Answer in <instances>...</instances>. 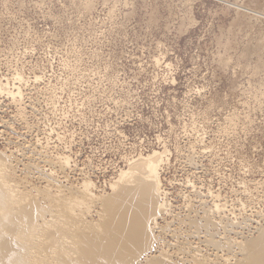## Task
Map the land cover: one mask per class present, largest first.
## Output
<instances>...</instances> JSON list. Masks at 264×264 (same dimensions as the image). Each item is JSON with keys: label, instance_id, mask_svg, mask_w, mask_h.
Listing matches in <instances>:
<instances>
[{"label": "rangeland", "instance_id": "1", "mask_svg": "<svg viewBox=\"0 0 264 264\" xmlns=\"http://www.w3.org/2000/svg\"><path fill=\"white\" fill-rule=\"evenodd\" d=\"M263 16L264 0H0V80L24 77L28 114L25 124L0 94V125L9 121L0 147L23 162L37 138L56 146L50 155L67 148L100 189L128 157L169 147L162 177L174 208L186 195L209 201L208 190L220 191L229 217L256 226L264 213Z\"/></svg>", "mask_w": 264, "mask_h": 264}, {"label": "bare ground", "instance_id": "2", "mask_svg": "<svg viewBox=\"0 0 264 264\" xmlns=\"http://www.w3.org/2000/svg\"><path fill=\"white\" fill-rule=\"evenodd\" d=\"M34 77L37 83L36 80L40 77ZM13 78L15 82L11 85L10 81L12 82ZM13 78L7 79L8 82L0 80V94L11 97V103L17 108L16 116L26 124L28 115L24 106L26 92H23L22 87L25 80L17 74ZM32 104L36 105L34 102ZM3 121L5 124L9 123ZM5 124L2 123L0 126ZM0 130L1 138L3 130ZM50 131L52 133L51 128ZM29 145L27 150L31 155L25 158L28 161L24 159L26 162L0 147V264H264L263 209L259 208L262 214H257L261 216L260 222L261 220L263 222L256 223V226L250 222L252 220L249 216L242 218L239 214L240 216L231 218L235 214L231 213L233 215L229 217L228 203L219 195L220 191L215 194L210 190L209 197H213L210 198L212 200L208 201L203 195L199 196L200 199L193 200L195 198L186 195L185 201L183 199L185 205L180 204L181 207L174 208L168 199V190L164 188L162 177L163 166L169 164L170 160L167 158L171 154L169 147L153 149L151 152L147 149L148 153L140 152L135 157L125 158L124 160H127L124 167L115 169L117 171L114 170L116 172L114 176L108 179L106 184L109 189H100L93 176H89L82 168L78 169V164L74 167L75 164L72 163L74 156L71 158V154L65 152L67 148L64 151L54 149L56 152L50 155V150L56 146H50L47 141L43 143L37 138L31 147ZM191 150L190 152L195 153V149ZM16 160L18 161L15 162ZM88 160L90 162V159ZM21 165L23 168H20ZM168 166L166 165L167 168ZM18 168L23 171L22 179L16 174ZM72 173L77 178H72ZM192 190L194 192L196 189ZM192 196H195V193ZM242 206L244 211L247 206ZM233 209L231 208V211ZM249 209L248 213L251 210ZM249 227L253 228L255 233L245 234L244 229Z\"/></svg>", "mask_w": 264, "mask_h": 264}]
</instances>
